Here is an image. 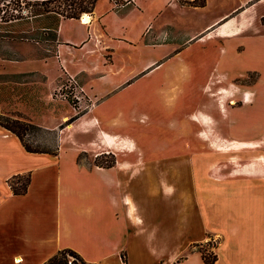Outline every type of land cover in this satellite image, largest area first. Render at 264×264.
I'll return each instance as SVG.
<instances>
[{
  "label": "crops",
  "instance_id": "1",
  "mask_svg": "<svg viewBox=\"0 0 264 264\" xmlns=\"http://www.w3.org/2000/svg\"><path fill=\"white\" fill-rule=\"evenodd\" d=\"M259 3L264 0H234L225 13L186 24L185 31L181 19L199 7L177 0H134L122 7L97 0L92 12L78 19L59 17L56 29L50 13L10 31L0 29L18 36L51 33L50 41L33 37L41 54L33 73L47 89L57 75L75 77L90 105L69 124L72 113L53 109L47 128L64 125L53 151L27 152L0 126V264H47L64 249L85 264H124L122 256L126 264H203L192 247L206 243L209 235L220 239L215 264H264V161L262 153L253 152L263 142L227 139L215 131L220 147L242 148V162H217L218 154L210 159L200 152L199 138L208 136L195 122L191 127L175 119L169 132L146 136V142L152 136L159 144L139 146L131 137L103 129L98 117L108 114L105 105L113 94L138 79L150 81L157 72L162 78L143 87L157 90L162 104L175 106L180 75L191 73L179 48L235 38ZM210 56L207 51L204 64ZM231 73L216 77L215 89L203 87L213 100L224 97L221 106L236 99L242 104L247 95L242 97L236 85H222L235 77ZM74 131L95 136L76 142ZM81 154L115 160L87 165L80 163ZM27 176L26 191L15 194L11 182Z\"/></svg>",
  "mask_w": 264,
  "mask_h": 264
},
{
  "label": "rangeland",
  "instance_id": "2",
  "mask_svg": "<svg viewBox=\"0 0 264 264\" xmlns=\"http://www.w3.org/2000/svg\"><path fill=\"white\" fill-rule=\"evenodd\" d=\"M16 1L19 0H0V11L5 10L8 13L16 5ZM23 1L34 5L29 10L33 16L42 13L45 9L44 6L36 5L40 2ZM68 1L65 3L68 4ZM177 1L181 5L189 6L188 3L193 0ZM233 1L206 0L205 7L191 9L181 19V30L185 31L190 23L193 26L199 25L213 16L225 13ZM66 4L63 2L52 3L47 6V9L59 11ZM253 10L252 16L247 18L250 22L242 27V31L235 38L229 41L215 39L208 44L188 43L179 48V53H182V57L185 59L184 63L191 73L180 75L182 87L177 92L175 106L174 104H162L157 98V90L143 87L148 84L149 80L138 79L136 80L137 85L124 88L108 99L105 105L108 114L103 118L98 116L102 120L103 129L119 137H131L139 146H144L159 144V141H156L152 136L147 137L149 139L146 142V136L151 132H169L170 127L172 128L171 123L174 125L175 119L181 120L191 127H194L195 122L199 130H205L207 133L208 137L202 135L199 138V148L200 152H204L210 159L215 153V155H219L217 157H221V159L216 157L217 162H242V155L238 154L240 152L238 150H242L240 146L227 147L228 145H225L220 147L221 141L215 137V131H219L227 139L263 142L255 147L253 152L262 153L264 161V3L254 5ZM7 13L1 18L5 25L0 26V29L4 28L10 31V27H20L30 22L20 19L15 23L9 22L11 18L7 16ZM50 14L56 18L55 12ZM83 14L87 13H81L80 16ZM186 24L189 25L185 26ZM33 37L50 41L53 36L51 33L37 36L0 33V121L18 120L31 124L32 128L20 129L23 142L31 150L53 151L57 146L59 131L64 128L62 124L55 128H53L54 126L49 127L50 129L47 128L52 125V122L48 121L52 120L53 109L61 110L66 115L72 113L74 117L71 119H73L81 111L88 109L90 105L85 97L78 102L69 94L70 78H73L78 87L82 89L75 77L66 79L63 75H57L51 89L41 86V78L33 73L36 58L41 57L34 47ZM207 51L211 56L206 60L207 64H204ZM21 61L24 62V66L14 64V62ZM217 62L220 65H217L213 74L210 75L208 72ZM204 66L208 71L202 69ZM229 70L234 71L235 75L232 73L231 75L235 77L224 80L222 85H236L242 88V97L244 93L247 95L245 100L242 99V104L236 99L234 103L225 101L221 106L219 102L227 93H222L224 95L221 100H213L207 87L210 90L215 89L216 77L218 78L221 73ZM161 73L157 72L149 82L156 83L162 78ZM242 74L244 76L240 77ZM204 86L207 87L203 88ZM119 111L124 113L123 118L117 116ZM200 114L208 116H200ZM70 120L66 124L71 123ZM73 134L71 140L83 143H87L95 136L94 132L82 135L78 131H74ZM228 150H235V152L219 153ZM79 159L82 164L102 166H108L115 160L111 155L95 159L92 154H81ZM24 181L25 177H22L20 182ZM219 240L217 236H207V242L211 245L210 248L207 247V250L214 251L213 244L218 243Z\"/></svg>",
  "mask_w": 264,
  "mask_h": 264
},
{
  "label": "trees",
  "instance_id": "3",
  "mask_svg": "<svg viewBox=\"0 0 264 264\" xmlns=\"http://www.w3.org/2000/svg\"><path fill=\"white\" fill-rule=\"evenodd\" d=\"M67 0H47V1H41L40 4H36L39 6H44V10L42 13H39L38 15L34 16H40L43 15L44 13H54L56 15V18L54 20V29H56L59 21V17L62 18H74L78 19L80 18L81 13H90L92 12L95 3L97 0H69L68 4H66ZM198 1V2H197ZM56 2H63L64 7L63 9H59V11L55 10H50L47 9V6L52 3ZM28 5L30 2L27 3ZM189 5L195 6V7H203L205 5V0H193L188 3ZM34 6V5H32ZM75 118L71 119L69 122L73 121ZM0 126H2L4 129L7 131L11 132L14 134L19 141L21 142L22 146L27 152H41L37 150H31L24 142L22 139V133L20 132V129H29L32 128L33 126L31 124H26L25 122H20L18 120H5V121H0ZM56 149V148H55ZM21 177L15 178V181H12V190L15 194H21L24 193L27 189V185L29 182V177H25L24 182H20ZM218 243L213 244V248L215 249L217 247ZM210 243L206 242L203 244H195L192 247L193 251H196L200 253L203 264H215L217 261V256L214 253V251L207 250V247L210 248ZM123 263L126 264L125 258L122 256ZM47 264H85L83 259L73 250L70 249H64L59 251L56 255H54L48 262Z\"/></svg>",
  "mask_w": 264,
  "mask_h": 264
},
{
  "label": "built area",
  "instance_id": "4",
  "mask_svg": "<svg viewBox=\"0 0 264 264\" xmlns=\"http://www.w3.org/2000/svg\"><path fill=\"white\" fill-rule=\"evenodd\" d=\"M117 6H126L133 3L134 0H114ZM33 6L31 4H27V2L23 0L16 1V5L9 10L7 13L5 10L0 11V23H4V21L1 19L5 13H7V16L11 19H9V22H14L19 19H28L31 20L34 16L31 14L29 10H31ZM71 81V86H69V94L73 97V99L77 100L78 102L84 98L83 90L78 87L77 83L73 78L69 79ZM71 87V88H70ZM67 90V89H66ZM78 90V91H77Z\"/></svg>",
  "mask_w": 264,
  "mask_h": 264
},
{
  "label": "bare ground",
  "instance_id": "5",
  "mask_svg": "<svg viewBox=\"0 0 264 264\" xmlns=\"http://www.w3.org/2000/svg\"><path fill=\"white\" fill-rule=\"evenodd\" d=\"M84 20H85L86 22H88V21H89V18H88L87 16H84Z\"/></svg>",
  "mask_w": 264,
  "mask_h": 264
}]
</instances>
